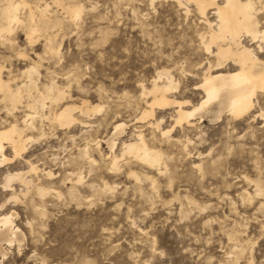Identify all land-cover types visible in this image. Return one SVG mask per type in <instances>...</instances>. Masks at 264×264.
Returning <instances> with one entry per match:
<instances>
[{"label": "rangeland", "instance_id": "obj_1", "mask_svg": "<svg viewBox=\"0 0 264 264\" xmlns=\"http://www.w3.org/2000/svg\"><path fill=\"white\" fill-rule=\"evenodd\" d=\"M26 3L21 18H27L30 6L47 4L49 17L62 23L31 43L22 25L8 40L0 38L3 77L16 76L23 84L26 77L20 73L37 62L41 86L54 79L65 89L68 97L59 106L88 100L103 109L89 115L76 110L77 120L67 128L38 118L46 136L31 143L24 158L0 166V216L14 212L21 229L19 241L4 243L9 253L0 264H264V194L255 193L257 184L264 190V93L247 117L197 116L196 127L176 126L170 136L150 127L153 119H138L146 107L142 87L151 88L160 71L171 72L178 87L170 94L191 100L187 107L203 96L199 86L208 55L201 34L206 25L194 4L63 0L83 7L75 21L54 0ZM47 36L58 55L47 52ZM156 108L162 128L170 129L174 108ZM1 119L12 122L14 115L0 98V128ZM116 122L127 125L117 154L122 140L143 129L148 143L164 153L168 169L161 174L128 158L120 169L110 170L105 139ZM173 138L181 142L174 145ZM86 145L96 164L81 156ZM5 153L13 156L10 147ZM25 158L54 173L51 178L43 171L26 174L48 189L45 196L18 179L6 186L9 172L28 170ZM130 170L140 179L129 176ZM105 181L112 185L107 191Z\"/></svg>", "mask_w": 264, "mask_h": 264}, {"label": "bare ground", "instance_id": "obj_2", "mask_svg": "<svg viewBox=\"0 0 264 264\" xmlns=\"http://www.w3.org/2000/svg\"><path fill=\"white\" fill-rule=\"evenodd\" d=\"M26 1L2 0L3 4L0 5V38L8 40V36L15 28L22 25L31 43L35 41L37 34L48 33L61 25L62 21L58 17L55 16L52 19L51 14L49 17L47 4L44 8L41 6L35 8L34 6L36 10L30 6L27 18L25 17V20L21 18L19 11L22 7L27 6ZM177 1L182 7L186 5L184 0ZM54 2L62 5L67 11L66 13L75 21L81 19L82 6L70 3L67 5L63 3V0H54ZM186 2L194 4L195 10L198 11L196 12L200 14L206 25L205 33L201 34L202 48L208 55L199 86L203 91V96L198 103L187 107L191 104V100H181L174 94L171 95L172 90L178 87V83L170 71H160L152 80L151 88L141 85L142 96L146 97V107L142 109L138 119L141 121L153 119L154 122L149 121L150 127H156L163 136H170V132L176 126L185 129L196 127L198 123L193 120H196L197 116L200 120L220 118L224 113L236 119L247 117L254 112L259 94L264 93V0H186ZM54 43L51 36L47 38V52L50 51L56 56L60 51ZM19 55L25 56L26 53L20 52ZM37 64V62H33L20 73L21 77L22 75L26 77L23 84L17 81L16 76H9L8 79H5L2 75L3 68L0 66V98L5 102L8 113L14 115L12 122L1 119L4 126L0 128V166L18 157L24 158L29 145L46 136V131L38 126V118L41 121L48 120L55 123L60 128H67L77 120L74 114L76 110L89 115L91 112H100L103 109L100 105H90L88 100H84L80 106L74 103H65L59 106L68 97L65 89L58 85L54 79L50 84L41 86L39 83L41 72L38 68L40 64L38 66ZM161 79L164 80L160 81ZM149 95L151 100L147 98ZM24 107L26 109H23ZM156 107L161 109L174 108V125L170 129L162 128L163 121L162 118L156 117ZM18 112H21L22 115L17 116ZM126 127L125 122H116L113 132L106 136L105 142L111 150L108 168L117 171L121 167L122 160L126 161L128 158H133L150 168L156 169L158 173L167 170L168 165L164 160V153L161 149L148 143L143 129L137 130L133 139L122 140L119 154H117L115 151L117 141L126 132ZM35 131L39 132L37 138L29 134ZM171 141L174 145L181 142L179 138H173ZM187 141H190V137ZM96 144L97 147L101 148V140L97 141ZM7 147L11 148L13 156L6 155L5 149ZM89 147L87 145L82 147L80 154L93 165L97 163V159L91 155ZM25 160L28 164V170L9 172L6 176V186H10L12 181L18 179L28 187L34 186L40 196H45L49 192L48 189L34 184V179L29 178L30 176L28 177L26 174H37L39 171H43L47 177L51 178L55 176L54 173L52 170L40 169L30 159L25 158ZM79 175L81 176V174ZM129 176L135 177L137 180L140 179L135 170H130ZM82 179L79 178V181ZM104 183V191H107L106 189L112 185H108V187V182L105 181ZM255 193L264 194L260 184H257ZM20 232L21 229L14 222V212L0 216V260L9 253L4 248V243L12 246L20 240Z\"/></svg>", "mask_w": 264, "mask_h": 264}]
</instances>
